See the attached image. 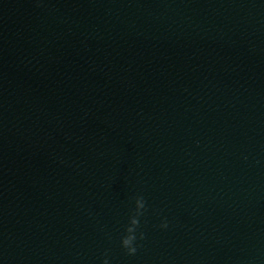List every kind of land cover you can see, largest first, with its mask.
I'll use <instances>...</instances> for the list:
<instances>
[{
  "label": "water",
  "instance_id": "95a60500",
  "mask_svg": "<svg viewBox=\"0 0 264 264\" xmlns=\"http://www.w3.org/2000/svg\"><path fill=\"white\" fill-rule=\"evenodd\" d=\"M105 253L264 264V0H0V264Z\"/></svg>",
  "mask_w": 264,
  "mask_h": 264
},
{
  "label": "clouds",
  "instance_id": "9594fccd",
  "mask_svg": "<svg viewBox=\"0 0 264 264\" xmlns=\"http://www.w3.org/2000/svg\"><path fill=\"white\" fill-rule=\"evenodd\" d=\"M133 199L135 201V207L131 209L129 222L125 226L124 234L120 238V245L128 255H135L139 247L137 243L138 239L143 240L145 238L143 231H139V235H137V232L141 227L140 218L145 215L148 207L143 195H136ZM159 227L162 229H167L169 227V222L166 217L161 220ZM102 264H109L107 253H105Z\"/></svg>",
  "mask_w": 264,
  "mask_h": 264
}]
</instances>
